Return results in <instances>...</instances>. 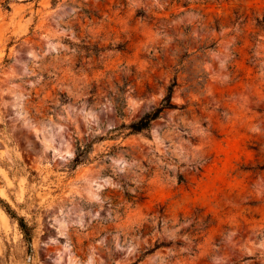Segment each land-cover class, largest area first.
I'll return each instance as SVG.
<instances>
[{
  "label": "rangeland",
  "instance_id": "1",
  "mask_svg": "<svg viewBox=\"0 0 264 264\" xmlns=\"http://www.w3.org/2000/svg\"><path fill=\"white\" fill-rule=\"evenodd\" d=\"M156 244L139 264H264V0H0V264Z\"/></svg>",
  "mask_w": 264,
  "mask_h": 264
},
{
  "label": "trees",
  "instance_id": "2",
  "mask_svg": "<svg viewBox=\"0 0 264 264\" xmlns=\"http://www.w3.org/2000/svg\"><path fill=\"white\" fill-rule=\"evenodd\" d=\"M176 83H172L167 88L166 96L164 97L162 103L159 107L154 109L151 112H148L144 114L142 117H140L138 120L131 122L130 124L122 123L119 127L115 128L118 131L127 129L129 130V134H137V133H148L150 131L151 123L158 119L160 117V114L165 110L169 108H173L174 105L170 103L173 89L175 88ZM125 107V102L123 97H119L115 100V109L119 116H123V109ZM93 145L92 142H88L85 145H80V143L77 144V150L75 153V157L73 159V165L76 166L80 163L86 162L89 159V151L91 150ZM21 226H24L22 224V221H20ZM160 245L156 244L153 248L147 249L145 253L141 254V256L135 260L134 262L130 264H139V262L144 258V256L154 252L157 248H159Z\"/></svg>",
  "mask_w": 264,
  "mask_h": 264
}]
</instances>
